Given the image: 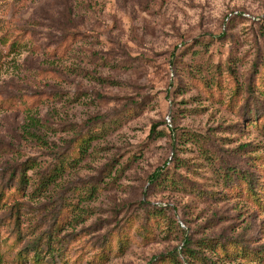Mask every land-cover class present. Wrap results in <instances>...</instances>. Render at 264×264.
Instances as JSON below:
<instances>
[{"label":"rangeland","instance_id":"1","mask_svg":"<svg viewBox=\"0 0 264 264\" xmlns=\"http://www.w3.org/2000/svg\"><path fill=\"white\" fill-rule=\"evenodd\" d=\"M0 264H264V0H0Z\"/></svg>","mask_w":264,"mask_h":264},{"label":"built area","instance_id":"2","mask_svg":"<svg viewBox=\"0 0 264 264\" xmlns=\"http://www.w3.org/2000/svg\"><path fill=\"white\" fill-rule=\"evenodd\" d=\"M238 15V12L234 11V12H230L226 15L225 17V21L227 22L230 18L234 17V16H237ZM165 122H166V125L167 126H171V121L169 118H166L165 119Z\"/></svg>","mask_w":264,"mask_h":264},{"label":"trees","instance_id":"3","mask_svg":"<svg viewBox=\"0 0 264 264\" xmlns=\"http://www.w3.org/2000/svg\"><path fill=\"white\" fill-rule=\"evenodd\" d=\"M228 14V13H227ZM226 14V15H227ZM226 15H225V17H226ZM225 17H224V22H225V26H227L234 18H236L237 16H234V17H232V18H230L227 22L225 21ZM160 174V169H157L156 171H155V173H153L152 175H151V181H154L157 177H158V175Z\"/></svg>","mask_w":264,"mask_h":264}]
</instances>
